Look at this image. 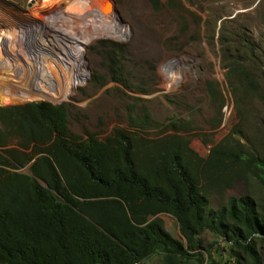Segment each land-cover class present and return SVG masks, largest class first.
Listing matches in <instances>:
<instances>
[{"label":"rangeland","instance_id":"1","mask_svg":"<svg viewBox=\"0 0 264 264\" xmlns=\"http://www.w3.org/2000/svg\"><path fill=\"white\" fill-rule=\"evenodd\" d=\"M88 4L0 0V106L66 104L71 131L83 138L94 134L105 141L125 129L146 143L180 137L204 160L217 147L264 157V0H158V7L152 0ZM90 6L104 14L113 9L115 19L108 22L116 24L114 29L105 30L109 23L103 16L104 28L88 25ZM66 29L89 40L82 61L76 51L61 48L70 60L57 66L53 59L59 56L40 46L49 40L47 34ZM77 64L81 69L74 71ZM72 71L81 75L77 87L70 85ZM19 141L12 138L10 146ZM21 171L28 173L29 166ZM201 187L212 209L231 196H250L264 213V185L244 162L225 160L218 171L201 175ZM158 217L173 238L186 244L175 217ZM199 240L202 249L190 251L185 264H209L211 257L218 264L237 259L264 264V237L256 239L255 263L242 248L209 230ZM145 264L165 263L154 254Z\"/></svg>","mask_w":264,"mask_h":264},{"label":"trees","instance_id":"2","mask_svg":"<svg viewBox=\"0 0 264 264\" xmlns=\"http://www.w3.org/2000/svg\"><path fill=\"white\" fill-rule=\"evenodd\" d=\"M0 149V264H145L154 254L185 264L206 230L258 260L264 213L250 196L212 209L201 175L235 160L264 185V157L217 147L204 160L180 137L146 143L125 129L83 138L71 131L68 106L48 101L0 106ZM160 214L177 219L186 244Z\"/></svg>","mask_w":264,"mask_h":264},{"label":"bare ground","instance_id":"3","mask_svg":"<svg viewBox=\"0 0 264 264\" xmlns=\"http://www.w3.org/2000/svg\"><path fill=\"white\" fill-rule=\"evenodd\" d=\"M79 1V0H78ZM89 1V2H88ZM87 3L89 4H92V2H94V0H86ZM88 4V5H89ZM110 7V6H109ZM91 9V12L87 15V24L88 25H91V26H94V28H104L102 26L101 23H99V21L101 20L99 17L103 16L104 18H106L107 20H103L104 22L106 21L107 23H109V26L107 24L106 27H105V30H113L114 29V25H116L115 23L113 24V21L111 22H108V20L111 18L112 20L115 19L114 17V11L113 9H110L108 10V13L104 14V13H101L100 10H97L94 8V6H90L89 10ZM109 17V18H108ZM114 22H116L114 20ZM112 24V25H111ZM109 29H108V28ZM116 30H119L117 29V27H115ZM75 29V28H74ZM77 31V30H76ZM109 32V31H108ZM54 33V32H53ZM47 34L49 40L48 41H44L45 43L41 44L40 48H41V51H49L51 54L55 55V56H62L63 54L60 51L61 48H68V51L69 50H72V51H76L77 54H79L81 57L82 56V53L84 52L85 50V47L87 46V43L86 41L89 40V38L87 39H84V40H79V31L77 33L73 32V31H70L68 29L65 30H62L61 33H59V35L57 34ZM94 35V34H93ZM45 36V35H44ZM44 40V39H43ZM39 52V51H38ZM48 53V52H47ZM61 53V54H60ZM46 54V53H44ZM77 56V55H76ZM75 56V57H76ZM77 56V58H79ZM39 59V58H37ZM38 61V60H37ZM72 63V62H71ZM78 66L80 64H77ZM75 69H73L74 71L75 70H80V66ZM67 71V70H66ZM71 74V80H72V84H70L71 86H78L80 83H78V81L81 80V75H75V73H73V71L70 73ZM70 82V81H69ZM69 84V83H67ZM69 85V86H70ZM70 86V87H71Z\"/></svg>","mask_w":264,"mask_h":264},{"label":"built area","instance_id":"4","mask_svg":"<svg viewBox=\"0 0 264 264\" xmlns=\"http://www.w3.org/2000/svg\"><path fill=\"white\" fill-rule=\"evenodd\" d=\"M73 59L76 60V58H73ZM77 59H78V61H82V58L81 57H79ZM69 60H70V58H68V57H67V60H66L65 56H59V58H54L53 59V62L55 63L54 65H57V66L58 65H62V64L63 65H67L69 63ZM50 94H51V96H52L53 99H56L58 97V95H56V93L53 92V91L50 92Z\"/></svg>","mask_w":264,"mask_h":264}]
</instances>
